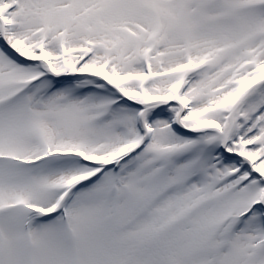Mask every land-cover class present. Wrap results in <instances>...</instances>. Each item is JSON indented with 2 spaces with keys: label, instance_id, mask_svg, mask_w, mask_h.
Wrapping results in <instances>:
<instances>
[{
  "label": "snow or ice",
  "instance_id": "snow-or-ice-1",
  "mask_svg": "<svg viewBox=\"0 0 264 264\" xmlns=\"http://www.w3.org/2000/svg\"><path fill=\"white\" fill-rule=\"evenodd\" d=\"M0 264H264V0H0Z\"/></svg>",
  "mask_w": 264,
  "mask_h": 264
}]
</instances>
